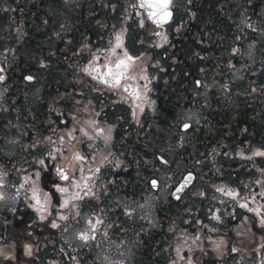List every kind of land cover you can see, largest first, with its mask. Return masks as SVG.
<instances>
[{"label": "flooded vegetation", "instance_id": "flooded-vegetation-1", "mask_svg": "<svg viewBox=\"0 0 264 264\" xmlns=\"http://www.w3.org/2000/svg\"><path fill=\"white\" fill-rule=\"evenodd\" d=\"M132 3L114 5L113 0H106V30L88 47L89 60L82 75L70 78L69 91L64 90L62 78L31 76L29 81L27 75L9 77L0 65L4 77L0 82V192L5 196L0 201V264H264V157L252 153L251 159L243 158L252 163L248 173L221 172L224 181L214 186L208 181L206 188L195 185L177 203L172 199L173 189L164 199L159 189H145L143 171H120L130 132L143 128L146 114L160 115L161 90L171 82L173 92L183 90L181 95L194 101L221 99L230 92L232 96H249L251 122L242 129L249 131L250 139L243 142L239 137L237 144L254 147L253 152L264 151L262 70L255 69L250 75V93L238 91L242 65L254 67L256 63L249 55L239 64L240 48L250 46L252 38L247 31L260 30L254 27L248 0H175L173 21L163 28L146 19L137 0ZM239 31H246L247 42L241 40ZM116 33L123 34L124 49L139 59L130 70L135 79L109 88L84 69L106 62ZM182 44L186 59L173 62L169 54L172 57ZM227 47L237 59L225 60ZM183 63L182 77L187 84L180 86L176 79L182 70L177 65ZM142 69L149 90L141 100H134L123 85L144 93L146 81L138 78ZM55 79L56 85L51 87L49 81ZM93 124L112 129L107 145L96 136ZM77 152L85 157L83 162L73 159ZM104 157L107 160L101 165ZM41 159L44 166L39 164ZM81 166L84 175H90V168L101 167L90 181L95 198L76 202L78 209H61L54 183L70 185L59 179L56 169L64 168L71 176ZM79 176L77 172L76 178ZM101 176H109V184L99 186ZM120 177H131V181L120 182ZM33 182L42 199L45 193L51 196L48 212L38 213L32 206ZM217 188L239 195L233 199ZM242 203L247 208L240 207ZM164 205L177 206L180 212L166 221L160 211ZM60 214L69 219L59 220ZM84 215L87 220H82ZM95 217L102 218L104 224L97 226L95 240L85 243L78 233L88 231L87 221ZM53 220L58 228L51 227Z\"/></svg>", "mask_w": 264, "mask_h": 264}, {"label": "trees", "instance_id": "trees-1", "mask_svg": "<svg viewBox=\"0 0 264 264\" xmlns=\"http://www.w3.org/2000/svg\"><path fill=\"white\" fill-rule=\"evenodd\" d=\"M248 2L254 27L260 30L247 31V35L251 33L250 46H241L239 51V64L248 59L246 52L249 54L250 50L256 62L254 67L244 63L240 69L238 91L241 93L252 91L250 75L255 69H261L264 74V0ZM105 3L106 0H0V65L7 69L9 77H59L64 80V90H71L70 78L82 75L81 70L89 60L88 47L100 39V31L106 30ZM122 3L125 2L113 0L114 5ZM245 32L239 31L242 41ZM169 56L173 62L184 61V45ZM224 56L226 61L237 59L229 47L224 50ZM184 66V63L177 65V69L182 70L176 79L180 86L187 84L182 77ZM225 67L227 69V65ZM56 81H49V85H56ZM172 86V82L165 84L161 90L160 115H146L143 128L130 132L120 171H143L145 189H150L151 178H161L163 185H168L170 177L176 183L187 171L197 175L198 188H206L208 181L211 186L224 181L225 178L219 176L221 172L248 173L252 163H245L242 157H251L254 147L237 143L239 137L243 142L250 139L249 131L242 128L251 122V98L232 96L230 92L221 99L194 101L185 99L181 95L185 93L183 90L173 92ZM186 110L198 111L200 120L184 133L180 125ZM223 121L227 126L221 130L219 125ZM157 156L169 162L170 167L160 164ZM174 158L183 163L177 172L178 161ZM126 180L131 181V177L119 178L120 182ZM110 181L109 176L103 177L99 186H106ZM160 211L162 218L169 221L180 208L164 205Z\"/></svg>", "mask_w": 264, "mask_h": 264}, {"label": "snow or ice", "instance_id": "snow-or-ice-1", "mask_svg": "<svg viewBox=\"0 0 264 264\" xmlns=\"http://www.w3.org/2000/svg\"><path fill=\"white\" fill-rule=\"evenodd\" d=\"M140 8L144 9L147 12V16L149 19L153 21L157 25V27H162L165 23H167L171 17H172V0H139ZM135 7V5H134ZM141 26H143V21H141ZM159 35V33H157ZM166 40V37H165ZM111 43V42H110ZM118 50H121V52L118 54ZM111 57H114L115 59H111ZM136 59H139V57H134L128 53L126 49H124L123 46V34L122 33H116L114 37V43L112 44V47L109 49V57H106V62L101 66H92L89 65L84 69V71L92 76V79L99 80L100 82L104 83L109 88H119L122 86V81L128 80V79H135V77L130 75V70L132 66L134 65V62ZM3 69H0V72H2ZM143 69L141 70V75L138 77L140 80L146 81L143 84L144 93H141L139 89H134L132 91H129V88L127 85H123L124 91L128 92L129 95L133 97L134 100H141L143 98V95L146 94L148 89V78L146 75L143 74ZM27 80H32L33 78L31 76L25 77ZM4 80V77L0 75V82ZM139 106V105H138ZM93 123V122H90ZM94 131L96 133L97 137H100L105 145H107L111 139V132L112 129H103V128H95V125L93 124ZM185 130L189 128L188 124L184 125ZM81 132L85 136H88V139H93L92 136H89L84 129H81ZM71 136V133H69ZM253 156H262L264 157V151H255L253 152ZM246 159H251L252 157H242ZM52 159H55V157H52ZM73 159L77 162H83L85 160V157L82 156L79 152L75 153L73 156ZM107 160V157H104L101 160V165ZM166 163V161H163ZM39 164L41 166L45 165V161L41 159L39 161ZM118 166V165H117ZM90 175H84V169L81 166L80 168L73 171V174L69 176L68 172L64 168H57L56 172L59 176V179L61 181L67 182L70 186L64 187L59 184L54 183L55 191L60 194L61 200L59 202L61 209H78L79 205L78 201H83L86 197L87 198H95V192L93 190L94 185L90 183L92 181L93 177L101 171V167H96L95 169H89L88 170ZM77 172L80 174L79 179L76 178ZM40 178V172L36 173V179L38 180ZM29 177H24V182H28ZM192 180V176L189 175L183 184H181L177 188V192H180L183 190V188ZM0 181H2V177H0ZM152 187H157V181L153 180ZM24 185L21 184L20 188H23ZM0 188H3V183L0 182ZM74 189V190H73ZM218 192H221L224 195L230 196L233 199L236 198V196L239 195V193L233 191V190H225L224 188H217ZM19 194V189H17V195ZM179 199V197H177ZM5 196L2 192H0V201L4 200ZM31 200L34 202L32 205L38 213H45L48 212V208L51 204V196L48 193H45L43 199L40 196V189L35 185L33 182V185L31 187ZM240 207L247 208V204H240ZM51 214V213H49ZM259 214V213H258ZM79 215V212H77V216ZM128 215H131V213H128ZM218 218V217H214ZM41 220L45 219V216L41 214L40 216ZM59 220H68L69 217L63 214H60L58 216ZM88 224V231L86 232H80L78 233V238L81 241H84L87 243L90 240H95V233L98 231L97 226H102L104 224V221L100 217H95L94 219H89L87 221ZM262 224H264V221H262ZM52 228H58L59 224L53 220L51 222ZM67 230V229H65ZM107 235V233H105ZM198 239V238H197ZM177 253H179L180 249H176Z\"/></svg>", "mask_w": 264, "mask_h": 264}, {"label": "rangeland", "instance_id": "rangeland-1", "mask_svg": "<svg viewBox=\"0 0 264 264\" xmlns=\"http://www.w3.org/2000/svg\"><path fill=\"white\" fill-rule=\"evenodd\" d=\"M131 1V4H129L128 2ZM89 2V1H88ZM125 3H127L128 6H131L133 3H132V0H125L124 1ZM84 9V8H83ZM132 55L134 56V52L132 53ZM246 55L247 57H249V55L251 56L252 55V52L250 50L249 54H247L246 52ZM3 89L1 88L0 91H2ZM182 123H181V127L186 124V123H189L190 125H194L195 123H197L199 120H200V113L198 111H194V110H186L185 112H183V115H182ZM171 157L173 158V155L171 154ZM175 161H178L174 158ZM183 167V163L181 162H176V171H178V169H182ZM170 181L167 182L168 185H161L159 187V193H160V197L162 199L166 198L167 194H168V190L169 188L171 187V185L174 184L175 180L173 179V177H170L169 179ZM146 205L147 207L150 206L151 203H148V200H146ZM88 213V212H87ZM88 219V215H84L82 217V220H87Z\"/></svg>", "mask_w": 264, "mask_h": 264}, {"label": "water", "instance_id": "water-1", "mask_svg": "<svg viewBox=\"0 0 264 264\" xmlns=\"http://www.w3.org/2000/svg\"><path fill=\"white\" fill-rule=\"evenodd\" d=\"M173 1L174 0H172V3H173ZM172 7V6H171ZM144 10V9H143ZM145 11V10H144ZM171 11H172V9H171ZM145 13H146V16H147V12L145 11ZM172 17H173V12H172ZM172 17H171V19H172ZM147 18H148V16H147ZM149 19V18H148ZM171 19L167 22V23H165L163 26H166L167 24H169L170 23V21H171ZM152 23H153V21L151 20V19H149ZM155 24V23H154ZM156 25V24H155ZM183 130H185V128L183 127ZM164 165H167V166H169V164L168 163H164L163 161L164 160H160ZM189 175H191L192 176V180L183 188V190L182 191H180V192H177V188L181 185V184H183L184 182H185V179L189 176ZM195 180H196V176H195V174L194 173H191V172H189V173H187L184 177H183V179H182V181L178 184V186H177V188L175 189V191H174V193H173V199L175 200V201H179L182 197H183V195L194 185V183H195ZM158 186V185H157ZM154 189H157V187H155ZM177 197H179V199L177 198Z\"/></svg>", "mask_w": 264, "mask_h": 264}, {"label": "bare ground", "instance_id": "bare-ground-1", "mask_svg": "<svg viewBox=\"0 0 264 264\" xmlns=\"http://www.w3.org/2000/svg\"><path fill=\"white\" fill-rule=\"evenodd\" d=\"M232 119H235L234 117H232ZM227 126V124H224V121L222 122V123H220V125H219V128L221 129V130H224V128ZM244 126H248L247 124H244L243 125V127Z\"/></svg>", "mask_w": 264, "mask_h": 264}]
</instances>
